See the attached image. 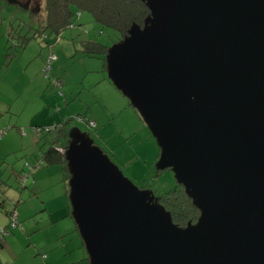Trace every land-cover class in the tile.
Instances as JSON below:
<instances>
[{
	"label": "water",
	"instance_id": "water-1",
	"mask_svg": "<svg viewBox=\"0 0 264 264\" xmlns=\"http://www.w3.org/2000/svg\"><path fill=\"white\" fill-rule=\"evenodd\" d=\"M149 15L107 50L128 99L198 210L173 224L78 129L63 159L89 264H264V0H139Z\"/></svg>",
	"mask_w": 264,
	"mask_h": 264
},
{
	"label": "rangeland",
	"instance_id": "rangeland-1",
	"mask_svg": "<svg viewBox=\"0 0 264 264\" xmlns=\"http://www.w3.org/2000/svg\"><path fill=\"white\" fill-rule=\"evenodd\" d=\"M0 10V112L4 103L8 104L17 126L15 129L13 123H7L8 113L0 115V121H6L0 136L12 127L0 140L8 135L3 144L17 151L1 167L5 187L0 204L17 210L48 201L59 209L65 199L70 205L68 171L61 164H40V151L46 152L58 132L52 125L44 127L48 119L58 120V124L70 121V129L85 134L138 189L151 191L155 198L172 189L176 185L173 172L156 170L157 143L128 99L108 79L99 60L104 57L81 53L84 41L110 48L116 39L114 33L97 24L89 12L75 11L66 30L59 34L46 31L34 39L33 34L45 29L43 0H0ZM24 37L28 38L25 48L15 47ZM23 174H29L25 188ZM34 187L42 192H32ZM17 202L19 207H15ZM44 214L31 216L39 221Z\"/></svg>",
	"mask_w": 264,
	"mask_h": 264
},
{
	"label": "crops",
	"instance_id": "crops-1",
	"mask_svg": "<svg viewBox=\"0 0 264 264\" xmlns=\"http://www.w3.org/2000/svg\"><path fill=\"white\" fill-rule=\"evenodd\" d=\"M4 105L5 106H3L0 115L2 116L5 113H8L10 116L7 123L9 125L13 123L12 125H14L16 122H12L11 119L14 115L13 111L8 104L4 103ZM47 117H49V115H47ZM5 122L6 121L2 119L0 121V127H4ZM61 124H58V120L48 119L45 122L44 127L52 125L54 126L53 128L59 131ZM12 127L15 129L17 128L15 125ZM12 127H9L8 130L12 129ZM7 131L5 132L7 133ZM7 136L0 140V192H3L2 188L5 187L1 167L6 165V160L10 154L17 152L9 149L3 144V141L7 139ZM10 138L11 137H9V139ZM53 140L54 138L50 144ZM42 153L44 152L41 150L40 154ZM40 164L45 165L44 163H41V161ZM36 175L37 174H35V176ZM28 176L29 174L25 177L24 188ZM35 176L33 186H36L38 181ZM31 190L32 192H35L38 189L34 187ZM38 192L41 193L42 188H40ZM62 196L66 197V192H63ZM63 201L65 202L62 203V206H60L59 209H55L48 201H36L32 205L21 207H19L21 203L17 202L18 204L16 203L15 206L19 207L17 210H15V208L6 209L5 206L2 205L0 207V228L7 232V234L4 235L3 239L0 238V264H89L83 242L81 244L78 240L80 236L71 217L70 205L65 199ZM12 210L13 212H17V227H20V229H17L16 227L12 231H9L10 218H8L7 212ZM43 211L45 214L42 216V220L38 221L34 216H36L38 212ZM31 213H34L35 215L31 216ZM70 218L73 223L70 222ZM43 229H46V231H42Z\"/></svg>",
	"mask_w": 264,
	"mask_h": 264
},
{
	"label": "trees",
	"instance_id": "trees-1",
	"mask_svg": "<svg viewBox=\"0 0 264 264\" xmlns=\"http://www.w3.org/2000/svg\"><path fill=\"white\" fill-rule=\"evenodd\" d=\"M43 10L45 13V29L41 32L38 30V34H33L31 38L40 37L46 31L59 34L72 24L75 11L78 13L87 11L93 16L97 24L114 33L116 39L113 44L122 41L132 25L142 27L144 20L149 15L145 4L139 0H43ZM27 42L28 38L24 37L22 42L15 44V47L23 49ZM107 50V47L92 41H84L81 45V53L91 57L105 58ZM104 58L99 60L103 62V69L106 71ZM69 122L65 121L60 125L61 127L53 142L46 152L41 154L40 160L41 163L47 166L61 164L65 172L67 171L66 162L63 159V154L58 149L63 150L69 140L71 130ZM63 142L65 145H63ZM156 199L158 204L170 213L172 222L177 227L185 228L188 223H196L199 212L193 206L191 199L185 194L182 186L176 184ZM1 206L2 204H0ZM12 213L13 210L7 212L8 218Z\"/></svg>",
	"mask_w": 264,
	"mask_h": 264
},
{
	"label": "built area",
	"instance_id": "built-area-1",
	"mask_svg": "<svg viewBox=\"0 0 264 264\" xmlns=\"http://www.w3.org/2000/svg\"><path fill=\"white\" fill-rule=\"evenodd\" d=\"M52 60H53V58L50 57L47 61H48L49 64H50ZM48 69H49V65H48ZM45 72H46V76H47V69L45 70ZM92 125H93V124H92ZM5 131H6V129L2 131L1 136L5 133ZM58 151H59L61 154H63V150H62V149H58ZM30 171H31V169H30ZM26 176H27V174H23V178H22V185H23V186H24V181H25V177H26ZM16 215H17L16 212H13V213L11 214V216H10V224H9V228H10V229H14V228H16V227L18 226V224H17V220H16ZM6 234H7V232H5L4 230H2V229L0 228V238L3 239L4 235H6Z\"/></svg>",
	"mask_w": 264,
	"mask_h": 264
}]
</instances>
